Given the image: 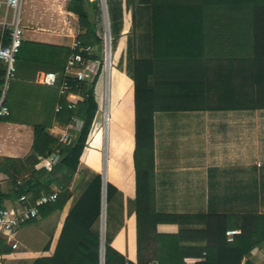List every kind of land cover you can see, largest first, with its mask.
<instances>
[{
	"label": "trees",
	"instance_id": "1",
	"mask_svg": "<svg viewBox=\"0 0 264 264\" xmlns=\"http://www.w3.org/2000/svg\"><path fill=\"white\" fill-rule=\"evenodd\" d=\"M105 4L111 61L130 77L133 87L135 247L130 260L105 232L103 264H187L189 257L197 259L194 264H264L251 258L264 245V212L162 213L156 210L154 191L155 112L264 109V0H105ZM66 10L78 19L76 39L87 78L66 74L67 60L77 50L23 40L5 91L9 108L5 117L32 125L33 141L25 158H0L4 176L0 208L21 196L31 206L40 196L52 194L53 187L58 189L55 199L39 206L35 218L18 226L33 224L47 235L38 256L26 257L25 247L8 245L0 234V256H14L8 264H100L101 174L82 168L80 184L72 191L69 187L98 111L94 89L102 72V10L100 0H71ZM128 12L125 49L114 60ZM40 70L54 72L55 83L36 84ZM5 75L6 68L0 65V91ZM64 79L67 93L75 95L72 108L59 93ZM25 112L31 116L21 117ZM54 123L69 127L67 141L50 134ZM53 153L59 159L49 170L28 172L27 165L33 167ZM117 191L106 182V209ZM229 229L239 230L232 241L226 240Z\"/></svg>",
	"mask_w": 264,
	"mask_h": 264
},
{
	"label": "crops",
	"instance_id": "2",
	"mask_svg": "<svg viewBox=\"0 0 264 264\" xmlns=\"http://www.w3.org/2000/svg\"><path fill=\"white\" fill-rule=\"evenodd\" d=\"M66 12L75 17L74 13L68 10ZM123 19V35L118 42L119 53L125 49V32L131 23L130 13H124ZM66 31V33L63 32L64 34L46 32L44 27L39 26L31 28L24 40L65 45L71 48L77 40L76 35L79 30L77 34H73L71 28H67ZM66 37L72 40L66 43L63 40ZM113 66H115L114 62L111 63L108 69L102 67V72L105 73V84L102 81L103 91L101 94L96 90L95 84L94 92L98 103V111L87 147H85L80 157L79 169L69 187L71 191L75 188V180L81 175L80 170L82 168L98 172L101 175L104 172L106 178L107 137L101 133L100 129L98 134L94 132V128H97L100 116L101 121L103 118L105 124L110 120L108 116L109 104L106 102V96L108 78L109 75L111 78L110 70ZM102 72L99 74L98 79L102 76ZM26 106L28 105L25 104L24 108ZM30 113L25 112L21 117H29L31 116ZM49 131L50 134L58 137L61 141L64 136L70 135L69 128L57 123H54ZM96 136H98L97 140ZM32 141V125L10 121L6 117L0 119V158L3 156L25 158L31 153ZM119 145L120 141H117L113 148L114 152L119 148ZM132 147L134 148V134ZM94 149H97L98 153H102V167L101 158L98 157L96 160L92 157ZM54 156H56L55 153L46 158H41L33 167L27 165L28 172L41 168L49 170L54 164L52 161ZM95 160L98 165L91 169L87 162H95ZM0 180H4L3 175H0ZM1 186L2 189H6L4 181L1 182ZM114 186L120 191L118 184L115 183ZM53 190L58 189L53 187ZM154 191L156 210L162 213L192 215L208 212L227 214L264 212V109L155 112ZM10 204L12 203H6V205ZM66 211L67 206L62 212L61 219ZM12 233L3 235L6 243L10 246H12V243L18 242L11 237ZM33 236L34 243H30L32 249L26 247V257L38 256L48 239L47 235L38 228ZM112 245H114L113 241ZM121 250L124 254L127 253L125 250ZM262 252H264V245L256 248L252 252L251 258L257 262L263 261ZM13 257L11 254L0 256V264H8ZM129 259L133 260L134 257H129ZM2 260H5L6 263ZM196 260V258L189 257L186 259V263L194 264Z\"/></svg>",
	"mask_w": 264,
	"mask_h": 264
},
{
	"label": "rangeland",
	"instance_id": "3",
	"mask_svg": "<svg viewBox=\"0 0 264 264\" xmlns=\"http://www.w3.org/2000/svg\"><path fill=\"white\" fill-rule=\"evenodd\" d=\"M67 4V0H23L20 10V26L23 29V38L27 37V32L31 28L39 26L44 27V31L46 32L57 34H64L67 32V28H71L73 34H77L79 30L78 19L76 15L74 17L66 12ZM63 40L69 43L72 39L66 37ZM119 51L120 49L117 46L114 60H116ZM102 67H105L104 50ZM110 74L111 78L109 75L106 96V102L109 104L108 116L110 120L105 124L103 118L101 121L100 116V120L97 122L98 125L96 124L97 128L95 127L96 130L94 128V132L98 134L100 129L101 133L107 137L106 180L112 185H115V183L118 184L120 189V191L118 190L115 193V197L109 201L105 211V232L111 237L114 243L113 246L116 249L120 251H122L121 249L125 250L127 252L125 254L126 257L133 258L135 247L134 220L132 216V199L134 193V169L132 161L134 119L133 88L130 77L123 70L116 67V65L111 68ZM102 81L105 84V73L103 72L96 83V90L100 94L103 91ZM67 128L69 127L67 126ZM97 138L98 136H96V140ZM115 141H120V145L114 152ZM92 157L96 160L98 157L101 158V167L103 166L102 153H98L97 149H94V155ZM96 160L95 162H87V165L91 169H94L98 165ZM83 177V173L77 177L75 187L80 184ZM36 229L37 227L33 224H25L14 230L11 237L19 242H16L18 244L17 248L23 246L32 249L30 243L34 240L33 234H36Z\"/></svg>",
	"mask_w": 264,
	"mask_h": 264
},
{
	"label": "built area",
	"instance_id": "4",
	"mask_svg": "<svg viewBox=\"0 0 264 264\" xmlns=\"http://www.w3.org/2000/svg\"><path fill=\"white\" fill-rule=\"evenodd\" d=\"M71 1V0H67ZM23 0H0V65H4L6 68V75L4 85L0 91V119L9 114V108L5 104L4 97L7 89L8 78L14 71V62L16 56L20 50L23 38V29L20 26V10ZM111 38H109V44ZM80 42L75 40L72 45L73 52L66 63V74L67 76H73L77 80L86 79L88 76V68L85 60L80 55L82 48L79 47ZM111 48V47H110ZM105 68H109L111 65V49L109 56L107 57L105 50ZM56 81V74L51 71H39L37 72L34 82L40 85L51 86ZM67 79H64L60 85L59 93L66 96L65 99L68 102V107L74 106L73 100L75 95L73 93H67ZM61 107L57 105L56 110ZM68 136H64L62 141H65ZM58 159L57 155L53 157V163ZM58 190H55L50 195H42L37 198L33 205L27 206L25 204V196H21L14 203L0 208V234L12 233L20 224L25 223L27 220L33 219L38 214V208L40 205L49 202L51 199L57 197ZM239 233L238 229H229L226 232V240L232 241L234 236ZM17 243H12V247H16ZM264 259V252H262Z\"/></svg>",
	"mask_w": 264,
	"mask_h": 264
},
{
	"label": "water",
	"instance_id": "5",
	"mask_svg": "<svg viewBox=\"0 0 264 264\" xmlns=\"http://www.w3.org/2000/svg\"><path fill=\"white\" fill-rule=\"evenodd\" d=\"M102 6V14L104 21V50L106 55L110 52V32H109V23L108 15L105 0H100ZM102 179V195H101V214H100V264H103V255H104V235H105V211H106V178L104 172L101 175Z\"/></svg>",
	"mask_w": 264,
	"mask_h": 264
},
{
	"label": "bare ground",
	"instance_id": "6",
	"mask_svg": "<svg viewBox=\"0 0 264 264\" xmlns=\"http://www.w3.org/2000/svg\"><path fill=\"white\" fill-rule=\"evenodd\" d=\"M108 54H109V53H108ZM108 54H107V57L109 56Z\"/></svg>",
	"mask_w": 264,
	"mask_h": 264
}]
</instances>
